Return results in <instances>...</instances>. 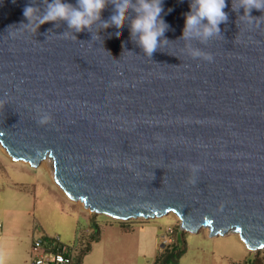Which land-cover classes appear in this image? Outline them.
Wrapping results in <instances>:
<instances>
[{"label": "water", "instance_id": "1", "mask_svg": "<svg viewBox=\"0 0 264 264\" xmlns=\"http://www.w3.org/2000/svg\"><path fill=\"white\" fill-rule=\"evenodd\" d=\"M189 3L163 0L170 42L150 60L127 21L94 26L99 39L64 38L66 23L24 16L29 5L42 12L43 0H0V145L31 167L49 160L55 185L91 213L171 214L181 230L235 235L256 251L264 248V22L238 19L243 9L226 0L224 39L191 42L214 60L193 59L180 39ZM112 14L109 4L102 19ZM43 114L52 119L41 125Z\"/></svg>", "mask_w": 264, "mask_h": 264}, {"label": "rangeland", "instance_id": "2", "mask_svg": "<svg viewBox=\"0 0 264 264\" xmlns=\"http://www.w3.org/2000/svg\"><path fill=\"white\" fill-rule=\"evenodd\" d=\"M31 167L12 161L0 148V223L1 233L25 239L26 235L54 236L60 242L78 245V236L90 218L91 231L100 228L102 240L93 244L84 264H154L172 247L183 251L177 264H264V248L251 251L235 235L209 237L205 229L192 234L181 230L173 215L149 219L115 220L91 213L69 200L52 182L50 167ZM50 171V172H49ZM51 180V181H50ZM52 182V183H51ZM172 228L171 242L162 236ZM12 252H0V264H18Z\"/></svg>", "mask_w": 264, "mask_h": 264}, {"label": "clouds", "instance_id": "3", "mask_svg": "<svg viewBox=\"0 0 264 264\" xmlns=\"http://www.w3.org/2000/svg\"><path fill=\"white\" fill-rule=\"evenodd\" d=\"M43 4L42 12L40 7L26 6L24 16L30 23L34 17L39 26L54 23L55 27H58L60 22L66 23L67 29L59 34L64 38L69 35L76 38L75 33L88 31L92 34V39H99L100 31L94 35V26L102 30L110 27L119 30L124 28L127 21L130 25L131 39L150 60L155 52L170 42L165 37L171 26L162 16L163 0H76L75 4L67 3L65 0H43ZM109 4L113 6V14L104 20L102 12ZM227 6L226 0H190V11L184 14L185 25L180 37L187 42L185 48L188 56L208 62L214 60L211 53L194 47L191 42L206 45L214 38L224 39L220 25L228 22L229 14L224 11ZM241 8L243 15L238 19L247 18L249 22H253L254 19L264 22V15L260 17L251 15L253 9L264 13V0H232V11L239 13ZM115 35L119 37L121 32L117 31ZM51 119L50 114H43L38 123L47 124ZM191 168L193 171L197 170L195 165Z\"/></svg>", "mask_w": 264, "mask_h": 264}, {"label": "built area", "instance_id": "4", "mask_svg": "<svg viewBox=\"0 0 264 264\" xmlns=\"http://www.w3.org/2000/svg\"><path fill=\"white\" fill-rule=\"evenodd\" d=\"M2 224L0 223V230ZM173 233L172 228L162 236L164 243L171 242L169 235ZM76 246L65 245L58 237L46 236L34 238L30 247L28 264H72Z\"/></svg>", "mask_w": 264, "mask_h": 264}, {"label": "crops", "instance_id": "5", "mask_svg": "<svg viewBox=\"0 0 264 264\" xmlns=\"http://www.w3.org/2000/svg\"><path fill=\"white\" fill-rule=\"evenodd\" d=\"M44 167L47 169L49 168L48 166H44ZM50 176H51L52 182L54 183V181L52 179L51 172H50ZM87 221H88L87 226L83 229V231L80 232V234H79L80 236H78V241H77L78 243L80 242V240H84V239L86 240L89 237V234H90L89 232L91 231V225H90V218L88 215H87ZM7 231L8 230H5V232L3 231L0 235V252H2V253L5 251L12 252L14 255H16L19 258L18 264H28V259H29V255H30V247H31L32 241L34 239V235L30 236L29 234H27L25 239L17 240L18 237L13 238V236H8V234H6ZM100 240H102V236L99 233V236L97 237V239L89 241V247L90 248L81 257V264H84V259L86 258V256H88L92 252L93 244L99 242ZM86 241L88 242V239ZM76 247H79V245H77ZM76 253L77 252H74L73 261H75V259H76ZM102 257H103V255L100 253V255H98V262L91 263V264L101 263L102 262L101 260H103ZM87 264H89V263H87Z\"/></svg>", "mask_w": 264, "mask_h": 264}, {"label": "trees", "instance_id": "6", "mask_svg": "<svg viewBox=\"0 0 264 264\" xmlns=\"http://www.w3.org/2000/svg\"><path fill=\"white\" fill-rule=\"evenodd\" d=\"M94 228V233L93 235H90V237H88V242L84 239V240H80V242L78 243L79 247H77L76 249V259L75 261H73L72 264H81V257L89 250V241L90 240H94L97 239V237L99 236L100 233V228L99 227H93ZM183 253L182 250L178 249V248H174L172 247L170 249V251H167L165 254L158 256L155 259V263L154 264H177V259L181 256V254Z\"/></svg>", "mask_w": 264, "mask_h": 264}, {"label": "bare ground", "instance_id": "7", "mask_svg": "<svg viewBox=\"0 0 264 264\" xmlns=\"http://www.w3.org/2000/svg\"><path fill=\"white\" fill-rule=\"evenodd\" d=\"M0 148L1 149H3V151L5 152V150H4V148L0 145ZM6 153V152H5ZM7 154V153H6ZM46 165V166H49L50 167V169H51V175H52V167H51V164H50V162H49V160H43V161H41L40 162V164H39V166H42V165ZM53 179V178H52ZM66 196V195H65ZM67 197V196H66ZM68 198V197H67ZM69 199V198H68Z\"/></svg>", "mask_w": 264, "mask_h": 264}]
</instances>
